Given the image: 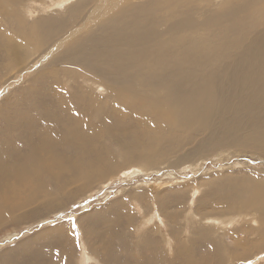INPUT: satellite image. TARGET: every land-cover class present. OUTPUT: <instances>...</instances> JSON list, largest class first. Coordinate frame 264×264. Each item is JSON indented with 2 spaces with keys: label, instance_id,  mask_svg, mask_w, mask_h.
<instances>
[{
  "label": "bare ground",
  "instance_id": "1",
  "mask_svg": "<svg viewBox=\"0 0 264 264\" xmlns=\"http://www.w3.org/2000/svg\"><path fill=\"white\" fill-rule=\"evenodd\" d=\"M0 7V18L11 14ZM40 19L33 25L18 21L13 45L5 47L6 35L0 38L8 68L18 63L22 51L28 54L25 44L32 51L61 39L44 51V61L61 52L60 62L56 57L51 64L76 69L67 76L75 82L108 87L112 102L105 108L82 87L69 95L59 89V73L53 70L49 81L56 92H40L34 101L13 107V114L1 115L0 226L21 208L47 203V190H63L72 182L87 189L116 172L112 156L97 146L101 137L114 139L131 156L145 138L154 140L152 153L135 158L150 163L164 155V136L158 131L187 144L203 135L199 142L207 139L239 154H264V0H80L64 18ZM41 78L38 88L43 90L49 78ZM97 111L102 114L98 123ZM229 186L220 200L264 212V181L246 178ZM21 188L22 199L8 204ZM262 230L260 250L264 224ZM103 236L96 232L91 238L109 245L103 252L107 256L111 241ZM89 245V251H102L101 243L97 247L89 240ZM89 254L84 251V264L92 260ZM40 255L33 253V260ZM115 258L111 261L120 264Z\"/></svg>",
  "mask_w": 264,
  "mask_h": 264
},
{
  "label": "rangeland",
  "instance_id": "2",
  "mask_svg": "<svg viewBox=\"0 0 264 264\" xmlns=\"http://www.w3.org/2000/svg\"><path fill=\"white\" fill-rule=\"evenodd\" d=\"M27 1L0 0L11 13L0 18V38L6 35L1 39L5 47L18 42V21L33 25L39 18V23L53 15L64 18L80 0ZM12 37L16 39L12 41ZM57 42L61 39L50 40L46 46L32 51V46L25 44L23 49L28 54L22 51L12 69L2 57L5 52L0 50V124L4 123L1 115L13 114V107L34 101L40 92L58 90L49 81L53 70L59 73V89L75 95L82 87L108 108L112 102L108 87H98L100 84L90 80L75 82L67 76L76 69L67 71L66 65L51 64L56 57L60 62L64 54L55 53L49 62L44 61V51ZM45 75L50 76L48 87L40 90L41 77ZM37 76L40 79L35 82ZM96 116L94 121L98 123L102 114L97 111ZM158 132L164 136V155L154 163L135 159L152 153L156 147L154 140L145 138L137 150L132 148L135 153L131 156L126 155L130 150L114 139L99 138L97 146L106 148L105 156H112L116 172L87 189L81 190L72 182L64 184L63 190H47V203L33 207L31 204L16 211L12 220L0 226V264H42L45 260L47 264H84V251L90 252L92 259L87 264H115L111 261L115 257L120 264H264V248L259 249L264 212L220 200L222 190H229L230 181H264V154H239L207 139L199 142L203 135L187 144L177 135ZM23 193V188L13 191L8 204L21 200ZM213 218L223 220L224 224L210 225L207 219ZM96 232H104L103 238L111 241L107 256L103 252L109 245L101 241V252L89 251V240L99 247L100 243L91 238ZM33 253L41 254L37 262Z\"/></svg>",
  "mask_w": 264,
  "mask_h": 264
}]
</instances>
